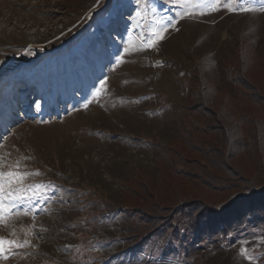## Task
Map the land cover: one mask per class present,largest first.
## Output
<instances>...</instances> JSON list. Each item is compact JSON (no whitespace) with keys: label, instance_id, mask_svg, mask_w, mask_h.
Wrapping results in <instances>:
<instances>
[{"label":"rangeland","instance_id":"rangeland-1","mask_svg":"<svg viewBox=\"0 0 264 264\" xmlns=\"http://www.w3.org/2000/svg\"><path fill=\"white\" fill-rule=\"evenodd\" d=\"M245 6L258 10L180 18L148 48L151 30L181 12L174 0H0V171L43 186L0 221V237L21 245L0 264H264L261 227L199 237L179 222L143 242L120 199L138 173L171 182L157 155L193 126L184 104L199 77L234 96L226 60L238 47L262 56L264 0Z\"/></svg>","mask_w":264,"mask_h":264},{"label":"trees","instance_id":"trees-1","mask_svg":"<svg viewBox=\"0 0 264 264\" xmlns=\"http://www.w3.org/2000/svg\"><path fill=\"white\" fill-rule=\"evenodd\" d=\"M223 69L235 95L199 77L184 104L193 126L157 155L171 182L158 188L138 173L124 185L143 242L176 234L179 222L199 237L264 229V52L238 47ZM187 178L197 189L181 184Z\"/></svg>","mask_w":264,"mask_h":264},{"label":"snow or ice","instance_id":"snow-or-ice-1","mask_svg":"<svg viewBox=\"0 0 264 264\" xmlns=\"http://www.w3.org/2000/svg\"><path fill=\"white\" fill-rule=\"evenodd\" d=\"M145 0H136L137 5L144 3ZM175 3L181 7V12L171 20L161 22L159 27H154L151 30L150 36L145 37L146 46L148 48L156 47V45L164 39L165 34L169 28L174 27L175 22L180 18L190 17L193 15H205L210 12H215L224 8L232 12H253L258 9L252 6H245L246 0H174ZM259 10H264L261 7ZM137 16L143 18L142 13L137 12ZM133 49L126 47L124 53H128ZM123 62V55H118L115 58V63L120 64ZM107 84V77L99 81V86L94 88L93 98H99L105 90ZM83 107L87 108L85 104ZM16 169H19V162L16 164ZM38 174V173H37ZM29 175L27 172H20L18 170H10L7 172L0 171V221H5L12 210L18 205L22 204L25 200H34L41 195L40 189L42 185H36L35 188L25 187L23 185L24 179ZM31 193V195H29ZM25 244L30 241H24ZM13 245L21 246L17 241L7 240L0 237V259L7 260ZM240 253L245 258L251 260L252 257L248 256V249L245 244L240 247Z\"/></svg>","mask_w":264,"mask_h":264}]
</instances>
